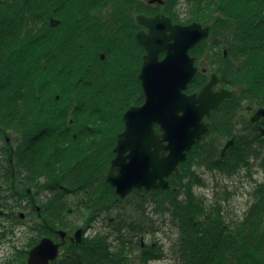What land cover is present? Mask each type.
I'll return each mask as SVG.
<instances>
[{
    "label": "trees",
    "instance_id": "16d2710c",
    "mask_svg": "<svg viewBox=\"0 0 264 264\" xmlns=\"http://www.w3.org/2000/svg\"><path fill=\"white\" fill-rule=\"evenodd\" d=\"M22 2L29 6L30 1L22 0L19 4ZM126 2L66 0L68 14L60 18L63 23L59 26L68 24L69 35L64 39L60 36L59 41L74 46L75 60L70 68L66 56L50 62V42L46 31L41 30L43 25L51 26L50 18L43 25L38 23L39 29L28 34L23 33L27 16L16 17L25 12L23 8L12 9L6 14L8 20L0 22V105L7 110L6 104L14 102L17 95L33 90L41 93L39 101L50 97V106L56 108L44 116H33L38 123L45 119L49 144H28L29 139L22 132V144L17 145L24 158L20 174L19 168L13 174L8 165L6 177L0 178V220L5 217L3 222H19L14 204L21 205L24 199L29 201V216L33 214L39 220L29 226L32 234L37 235L30 239L27 248L17 250L13 260L6 259L0 264H27L29 250L40 239L50 237L59 241L58 231L73 234L77 228L91 226L94 222L86 217L99 207L108 215L126 200H118L115 188L107 182L117 136L124 129V113L131 106L142 105L145 99L137 81L145 54L136 39L139 27L134 20L135 35L131 42L127 39L126 23L120 22L127 13ZM105 5L113 8L103 9ZM180 6L186 8V13H179ZM132 11L134 17L148 13L135 4ZM161 12L175 24L199 22L211 27L208 40L200 44L204 48L200 57L223 58L218 67L211 65L210 59L207 66L222 79L225 87L238 90L240 96L224 102L206 120L209 133L180 165L179 175L169 179V189L135 190L131 196H147L160 211L171 215L172 223L178 228L177 254L181 264H264V182L256 184L257 201L248 215L237 222L225 218L221 205H208L194 191L196 186L205 184L194 168L196 165L205 166L211 172L235 174L240 168L249 167V157L258 158L264 149V120L252 126L243 115L236 118V110L230 111L229 116H221L234 107L241 113L243 103L264 107V0H165ZM104 20H116V23L107 28V24L100 23ZM88 22L100 24L85 27ZM111 28L116 29L114 34ZM53 33L62 35L66 31L54 28ZM37 45L40 49L35 53ZM209 74L199 73L187 93L200 91L208 82ZM72 93L79 109L67 112L63 108L71 103ZM17 119L24 129V115ZM2 121L7 126L9 119L4 116ZM234 133H237L234 147L220 159L223 140H229ZM259 159L264 168V157ZM1 168H5L2 161ZM72 195L82 198L76 209L70 208ZM8 212L12 220L6 218L10 216ZM74 213L83 218L84 227L70 219ZM3 222L0 241L11 229ZM123 228L124 224L120 223L113 229L116 246L108 234H98L80 245L66 244L52 264H138L133 256L138 247L144 264L162 257L154 246L144 247L132 237L125 238Z\"/></svg>",
    "mask_w": 264,
    "mask_h": 264
},
{
    "label": "water",
    "instance_id": "95a60500",
    "mask_svg": "<svg viewBox=\"0 0 264 264\" xmlns=\"http://www.w3.org/2000/svg\"><path fill=\"white\" fill-rule=\"evenodd\" d=\"M163 3L162 0H151ZM145 30L137 41L147 51L139 80L145 103L132 106L124 113L125 129L117 136L115 158L107 175V182L115 188L117 196L124 199L134 190H164L170 188L169 179L179 175L193 147L201 145L209 133L206 118L218 110L223 102L240 96L237 90L214 88L220 83L216 74L198 93L187 94L198 69L190 51L208 39L211 27L199 22L179 25L162 14L155 17L137 16ZM164 58L160 59V56ZM252 126L264 120V107H246ZM159 131H155V126ZM236 133L228 140L220 155L224 156L236 143ZM176 190V189H175ZM24 214L21 218H24ZM62 244L71 240L83 242V230L73 237L66 231L57 232ZM60 243L44 237L30 250L28 264H51L60 252Z\"/></svg>",
    "mask_w": 264,
    "mask_h": 264
},
{
    "label": "rangeland",
    "instance_id": "374dc122",
    "mask_svg": "<svg viewBox=\"0 0 264 264\" xmlns=\"http://www.w3.org/2000/svg\"><path fill=\"white\" fill-rule=\"evenodd\" d=\"M201 52H204V48H201ZM226 141L224 139L223 144ZM260 156L264 157V149ZM260 156L258 158L257 156L249 157L250 166L240 168L235 174L219 171L211 172L205 166L196 165L194 168L202 176L205 184L196 186L194 191L198 197L205 199L208 205H221L226 219L231 222L242 221L257 201L254 195L256 184L264 182V168H262ZM12 199H10V202ZM81 199V196L76 195L69 197V203L72 206L70 208L76 209L75 206ZM28 203L29 201L24 199L21 201V205H17L14 208L15 215L20 220L19 222L12 220L13 216L11 217V212H8L10 216L6 218L10 217L12 223L3 222L5 217L1 218L0 223L3 222L7 227H11V229H8L9 232L6 234V237L0 241V258H3L5 255L7 260L10 258L13 260V256L17 253V250H23L28 243V238L33 237L29 226L35 223L34 217L29 216L21 220L19 216L23 211L26 213L31 211L24 207H28ZM70 219L74 220L78 226H85L80 214L74 213ZM120 223L124 224L122 235L125 238L132 237L135 241L142 242L144 247L152 245L155 250L160 251L162 257L147 264H181L180 255L177 254L178 228L172 223L171 215L160 211L157 204L151 203L147 196L143 197L134 194V196L126 199L119 207H114L111 214L104 221L94 224L93 229L90 231V236H95L96 233L108 234L110 240L114 242L116 235H114L113 229ZM113 245L116 246L117 244L114 242ZM61 254L62 252L60 251L59 257ZM140 254L141 248L138 247L134 251L133 256L138 264H144L140 261Z\"/></svg>",
    "mask_w": 264,
    "mask_h": 264
},
{
    "label": "flooded vegetation",
    "instance_id": "af4514ba",
    "mask_svg": "<svg viewBox=\"0 0 264 264\" xmlns=\"http://www.w3.org/2000/svg\"><path fill=\"white\" fill-rule=\"evenodd\" d=\"M21 1L22 0H0V18H1L0 22L8 20V18L6 17V14L9 11H11L12 9H22L23 8L25 12L16 14V17H17V19H22V17H24V15L27 16V18H25V22L23 24V27H24L23 33L28 34L33 29H39V26H37L38 23L43 25L44 21L47 18H50L51 20H50L49 24L51 26L47 27V26L43 25V27H41L42 31H44V30L46 31L49 42H50L49 46L51 49H50V52L48 54V56L50 57V62L55 63V62L59 61V60H57V58L66 56L68 67L69 68L73 67L72 64L74 63V60H75L74 46L69 42L59 41L60 40L59 38H61L60 36H63L62 38L64 39L66 37V35H69L68 34L69 25L68 24H64L61 27L59 26L60 23H63L60 18H62L64 15L68 14V7L66 4V0H28V1H30L29 6L25 2H22V4L20 5L19 2H21ZM133 1L134 2H131L128 0V2H126V4H125L126 10L125 11L127 13L124 14L125 18L120 20V22H122L123 24L126 23V31L128 32V34H127L128 38L127 39H129V41H131V42H132L134 35H135V31H134L133 27L135 24L134 20L137 21V16H139V15L145 16L146 15L147 17H155L156 15H159V13H155V14L150 15L149 13L145 12V14L139 13V14L135 15V17H134L133 11H132L133 5L135 4L136 6H139L140 8L145 9L146 4L149 3V0H133ZM112 8H113L112 5H105L103 7V9H112ZM55 16H56V18H55ZM165 16H167V15H165ZM115 21L113 22V21H109V20H104L103 22H100V23L102 25L107 24V28H110L112 24L116 23ZM100 23L99 22H94V23L88 22L87 24H84V26L85 27H96ZM54 28H57V30H59V31L65 30L66 33H64L62 35H60L59 33L55 34V33H53ZM115 30L116 29L111 28L110 32H112V34H114ZM137 31L138 32L136 33V39H137V35L141 31V29L140 30L138 29ZM144 31H147V30L144 29ZM85 34L88 35V32H86ZM7 41L8 40L5 39L4 43H7ZM123 42H125V40ZM138 43H139V41H138ZM85 44H86L85 46H88L87 43H85ZM201 48L202 47H201L200 43H198V45L194 48V50L190 51V55H191V57L196 59L195 67L198 69L196 76L199 73H207V74L210 73L209 78H208L209 80L207 82V83H209L211 75L214 74V72L210 71L211 69L207 66L209 59L211 60V62H209L211 65H213L214 67H218L219 65L222 64L223 58H221V57H219V58H216V57L210 58L209 57L207 59L201 58L200 57V55L202 54ZM39 49H40V46H38V45L35 46V49H34L35 53H37L39 51ZM143 50H144V48H143ZM146 54H147V51H145L144 56ZM223 54H224V56H226V52H224ZM144 56H143V59H144ZM85 57H86V54H84L83 58H85ZM162 58H164V55L160 56V59H162ZM143 59H142V62H143ZM203 65H205V68ZM140 71H141V69H140ZM140 73H139V75H140ZM134 74H136V72H134ZM139 75H138L137 81L140 82ZM140 84H141V82H140ZM206 84H204L200 88V90ZM141 88H142V84H141ZM221 88L233 90L232 88L229 89V88L225 87L222 84V79H220V83L214 89L216 91H220ZM198 92H200V91H198ZM198 92H194V93H198ZM194 93H190V94H194ZM39 99H42L41 93H39L38 91L33 93V90H32V91H27L25 94L17 95L14 102H12L10 104H6L5 108L7 110H5L3 108L4 106L0 105V120H1L0 121V161H2L5 164V168L0 169V178L1 179H4L6 177V172H7L6 167H8V165L11 168V170L13 171V174H15L16 170L19 167H21V159H24V158H22V152L17 149V145L22 144V143H20V141L22 140V132L25 133V138L29 139L28 144L31 143V145H32V143H38L39 144V142H42L44 139V136H46L48 133V129L46 128V123L44 122L45 119L44 118L41 119L40 122L38 123L37 119L34 118L33 116L36 114H40V115L44 116L48 111H51V110L56 109V108L50 106V103H51L50 97H45L42 101H39ZM75 100H76V96L72 93L71 99H70L71 103L68 106L64 107L63 109L66 110L67 112L79 109L78 108L79 106L76 103H74ZM88 105H90V103H88L87 106ZM246 107H248V105L243 103L241 106V108H243L241 113L238 112V108L234 107L231 110H227L221 116H223V117L229 116L230 111L236 110V112H237L236 118H238L241 114V116L243 115L244 118H246V121L248 122L247 116L250 114V112L246 109ZM255 109H257V108H255ZM212 113H211V116H212ZM19 115H24V119L26 120L24 122V129L25 130L21 129L22 123H19V119H17L19 117ZM4 116L8 117V119H9L7 126H6V122L2 121ZM211 116L209 118H211ZM234 123H236L235 120H234ZM124 129H125V125H124ZM155 131H159L158 125L155 126ZM32 132H33L34 136H32ZM33 138L35 139V141H33L34 140ZM15 156H16V158H15ZM15 168H16V170H15ZM18 170H19L18 174H20V168ZM19 178H16V180H19ZM30 193H31V191H29V194ZM27 205L29 206V204H27ZM102 215H103L102 208L99 207L96 210V212L91 213L89 216H87V218L94 222L97 219H99V220L103 219ZM78 229L79 228H77L74 231L72 236H74L75 232ZM85 234H86V237H91L90 235L87 234L86 229H85ZM68 242L73 244L72 241H68ZM66 243H67V241H66ZM142 246H143V244H142ZM5 260H6L5 255L3 258H0V262H2V263Z\"/></svg>",
    "mask_w": 264,
    "mask_h": 264
},
{
    "label": "bare ground",
    "instance_id": "6f19581e",
    "mask_svg": "<svg viewBox=\"0 0 264 264\" xmlns=\"http://www.w3.org/2000/svg\"><path fill=\"white\" fill-rule=\"evenodd\" d=\"M163 1V3L161 4V3H158V2H155V3H152L151 2V0H149V3L148 4H146V7H145V9L144 10H146V11H148V13L150 14H155V13H159V14H163L164 15V13L163 12H161V7H163L164 5H165V0H162ZM180 11H179V13H181V14H184V13H186V8L184 7V6H180ZM144 16V15H143ZM146 16V15H145ZM165 16V15H164ZM169 17V16H168ZM170 18V17H169ZM171 19V18H170ZM136 21V20H135ZM137 22V25H138V27H139V30L141 29V31L142 30H144V27L143 26H141L140 25V23L138 22V21H136ZM140 31V32H141ZM139 32V33H140ZM204 41H202L201 43H203ZM200 43V44H201ZM141 46V45H140ZM142 50H143V48H142ZM144 51V50H143ZM135 94H137L135 91H133ZM144 93V92H143ZM220 108V107H219ZM219 108H218V110H219ZM217 111V110H216ZM213 112H215V111H213ZM210 119V118H209ZM49 140H50V138H48V136L46 135V136H44V139H43V141L42 142H39V144H42V145H47V144H49ZM131 194H133V193H131ZM131 194H129V196L128 197H126V198H124V199H122V198H120L119 197V199L118 200H122V201H124L125 199H128L129 197H131ZM41 198H40V196L38 195V197L36 198V200H38V202H39V200H40ZM17 205H19V204H14V207L15 206H17ZM24 207H26L27 209H29L27 206H24ZM23 209V208H22ZM113 210V209H112ZM111 210V211H112ZM23 213L25 214V216L28 218L29 217V214L31 213V211L30 212H28V213H26V212H24L23 211ZM110 214H111V212H110ZM109 215V214H108ZM107 215V212H105V213H103V215H102V217H103V219H101V220H99V219H97L95 222H94V224L95 223H97V222H100V221H104V219L108 216ZM30 216H32V217H34V220L36 221V222H38L39 220H38V217L37 216H35V215H30ZM6 223H8L7 221H5ZM94 224L93 225H91V226H88L87 228H84V233H85V229L87 230V234H89L90 235V231L93 229V226H94ZM4 226H6V224H4ZM74 233V232H73ZM68 234H69V232H68ZM99 233H96L95 234V236L96 235H98ZM31 235H33V237L32 238H34L37 234H31ZM69 236H72V234H69ZM95 236H93V235H91V237H86V234H85V239H87V238H93V237H95ZM31 239V238H30ZM30 239L28 238V243L26 244V246L24 247V249H26L27 248V246H28V244L30 243ZM68 241H71V240H67V244L68 243H70V242H68ZM72 244V243H71ZM76 245V244H75ZM24 249H23V251H24Z\"/></svg>",
    "mask_w": 264,
    "mask_h": 264
}]
</instances>
